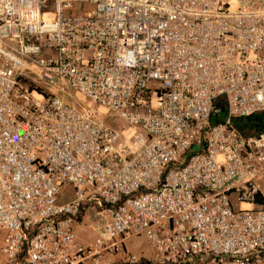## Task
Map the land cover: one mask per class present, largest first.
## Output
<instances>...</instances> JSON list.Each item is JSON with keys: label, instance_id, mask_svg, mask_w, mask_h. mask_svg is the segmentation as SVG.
Returning <instances> with one entry per match:
<instances>
[{"label": "built area", "instance_id": "obj_1", "mask_svg": "<svg viewBox=\"0 0 264 264\" xmlns=\"http://www.w3.org/2000/svg\"><path fill=\"white\" fill-rule=\"evenodd\" d=\"M263 111L264 0H0V264H264Z\"/></svg>", "mask_w": 264, "mask_h": 264}, {"label": "crops", "instance_id": "obj_2", "mask_svg": "<svg viewBox=\"0 0 264 264\" xmlns=\"http://www.w3.org/2000/svg\"><path fill=\"white\" fill-rule=\"evenodd\" d=\"M262 182L263 180L261 183ZM94 209L93 206H84L75 225L74 232L76 241L84 246L89 245L102 230L103 218L98 216L96 212V217H93ZM123 249L125 253L134 255L143 260H150L151 258V251L142 237H128L123 242Z\"/></svg>", "mask_w": 264, "mask_h": 264}, {"label": "rangeland", "instance_id": "obj_3", "mask_svg": "<svg viewBox=\"0 0 264 264\" xmlns=\"http://www.w3.org/2000/svg\"><path fill=\"white\" fill-rule=\"evenodd\" d=\"M91 8H92L91 5H88V4L81 5L82 11H85V12L90 11ZM49 11L52 12L51 5H49ZM62 86L64 87V85H62ZM65 88L66 87H64V89ZM66 90H68V92H70V95L72 96L71 98L70 97H64L61 94H58V96L61 97L62 100L64 101V103H66L67 105H72L74 108H76L77 103H80V104L84 105L85 107L91 106L90 102L86 98L81 97L76 91L71 90L69 88H66ZM94 109L99 111L100 117L102 119H105L109 125H111L113 127L122 126V128L118 129L120 136L125 138L128 143H132L131 137H125V134L128 133L129 131H131L127 126L121 124V122L116 117H113L105 109L100 108L98 106H95ZM132 132L136 133V131H134V130H132ZM261 190H262L263 196H264V179H263V182L261 183ZM71 197H72V193L70 191L69 186L67 185L64 188H62L58 202H65L68 199H70ZM233 207L235 209L248 208V206H246V205H243V204L237 205L235 203L233 204ZM95 212H96V209L93 210V217H96Z\"/></svg>", "mask_w": 264, "mask_h": 264}, {"label": "trees", "instance_id": "obj_4", "mask_svg": "<svg viewBox=\"0 0 264 264\" xmlns=\"http://www.w3.org/2000/svg\"><path fill=\"white\" fill-rule=\"evenodd\" d=\"M215 106L218 108V114L208 119L209 125L220 122L224 115V112H221L224 108L223 101L220 99L217 100ZM231 125L244 137L257 135L264 132V111L244 118H235L231 120ZM142 263L148 264V262L144 261H142Z\"/></svg>", "mask_w": 264, "mask_h": 264}, {"label": "water", "instance_id": "obj_5", "mask_svg": "<svg viewBox=\"0 0 264 264\" xmlns=\"http://www.w3.org/2000/svg\"><path fill=\"white\" fill-rule=\"evenodd\" d=\"M221 112H223V110H221Z\"/></svg>", "mask_w": 264, "mask_h": 264}]
</instances>
